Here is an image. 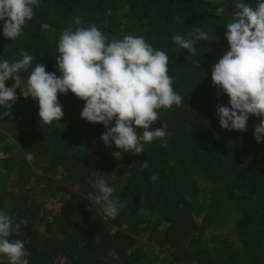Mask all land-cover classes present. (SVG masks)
Wrapping results in <instances>:
<instances>
[{
  "label": "trees",
  "instance_id": "obj_1",
  "mask_svg": "<svg viewBox=\"0 0 264 264\" xmlns=\"http://www.w3.org/2000/svg\"><path fill=\"white\" fill-rule=\"evenodd\" d=\"M237 2L255 7L257 0H39L14 40L0 21V61L21 59V50L33 57L22 80L37 63L61 75L56 45L79 17L109 42L140 36L164 51L182 96L180 106L157 110L152 127L166 138L137 155L105 146L104 125L82 119L85 101L70 91L58 93L63 117L46 125L38 102L17 89L11 116L0 119V211L14 225L27 220L11 239L24 242L29 264H264V141L254 137L260 118L250 115L244 132L222 129L217 108L230 98L211 79L230 49L225 26ZM197 27L210 39L197 41L193 55L172 36L189 38ZM89 178L117 187L123 207L115 219L88 198L95 191ZM0 264H8L5 256Z\"/></svg>",
  "mask_w": 264,
  "mask_h": 264
},
{
  "label": "clouds",
  "instance_id": "obj_2",
  "mask_svg": "<svg viewBox=\"0 0 264 264\" xmlns=\"http://www.w3.org/2000/svg\"><path fill=\"white\" fill-rule=\"evenodd\" d=\"M38 3L39 0H0L5 38L14 40L21 36ZM223 12L222 7L216 9L217 15ZM81 23L79 17L74 18L78 27L66 28L59 37L56 45L59 77L37 63L27 79L22 80L20 73L28 71L33 61L23 50L19 60L0 61V119L11 116L19 89L24 99L31 97L38 102L39 120L51 125L64 115L58 93L66 95L70 91L85 101L81 118L104 125L106 131L100 139L105 146L114 145L116 149L139 155L145 144L166 138L162 127H152L159 119L157 110H170L182 103V96L174 91L173 78L168 74L169 57L143 37L125 35L109 42L97 26L83 27ZM225 27L230 49L212 67L211 79L212 85L230 99L228 106H218L216 115L222 129L241 132L247 130L250 115L260 118L254 126V137L260 143L264 141V0H257L255 7L235 3L231 21ZM188 36L173 35L172 40L193 55L197 41L210 39L199 27ZM8 80L13 81L11 87L5 86ZM138 128L143 131L138 133ZM141 167H148L147 160L141 161ZM151 179L155 181L158 176L154 174ZM89 183L95 191L88 198L101 205L107 217L115 219L123 207L114 198L117 187L104 179L89 178ZM21 224L26 225L27 220L14 225L11 217L0 211V255L7 258L8 264H29L25 257L30 253L24 242L11 239Z\"/></svg>",
  "mask_w": 264,
  "mask_h": 264
},
{
  "label": "rangeland",
  "instance_id": "obj_3",
  "mask_svg": "<svg viewBox=\"0 0 264 264\" xmlns=\"http://www.w3.org/2000/svg\"><path fill=\"white\" fill-rule=\"evenodd\" d=\"M58 199H59V197H57V198L54 199V201L56 202V204L53 205V208H54L55 210H57V209H58V206H59L58 203H57V202H58ZM46 206H47V207H50V204H48V202H47ZM50 208H51V207H50Z\"/></svg>",
  "mask_w": 264,
  "mask_h": 264
}]
</instances>
